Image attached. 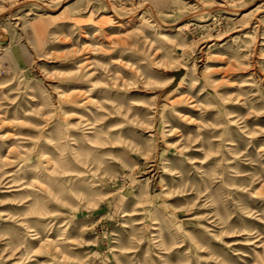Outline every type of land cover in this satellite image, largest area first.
<instances>
[{
  "label": "rangeland",
  "instance_id": "374dc122",
  "mask_svg": "<svg viewBox=\"0 0 264 264\" xmlns=\"http://www.w3.org/2000/svg\"><path fill=\"white\" fill-rule=\"evenodd\" d=\"M0 264H264V0H0Z\"/></svg>",
  "mask_w": 264,
  "mask_h": 264
}]
</instances>
